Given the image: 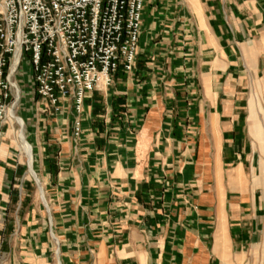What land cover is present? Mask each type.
Returning <instances> with one entry per match:
<instances>
[{
	"label": "crops",
	"instance_id": "crops-1",
	"mask_svg": "<svg viewBox=\"0 0 264 264\" xmlns=\"http://www.w3.org/2000/svg\"><path fill=\"white\" fill-rule=\"evenodd\" d=\"M21 85L0 264H264V0H145L133 70L81 113Z\"/></svg>",
	"mask_w": 264,
	"mask_h": 264
},
{
	"label": "built area",
	"instance_id": "built-area-1",
	"mask_svg": "<svg viewBox=\"0 0 264 264\" xmlns=\"http://www.w3.org/2000/svg\"><path fill=\"white\" fill-rule=\"evenodd\" d=\"M144 6L145 0H0V126L16 120L20 74L56 112L73 99L81 113L87 93L111 86L120 70L131 72Z\"/></svg>",
	"mask_w": 264,
	"mask_h": 264
},
{
	"label": "bare ground",
	"instance_id": "bare-ground-1",
	"mask_svg": "<svg viewBox=\"0 0 264 264\" xmlns=\"http://www.w3.org/2000/svg\"><path fill=\"white\" fill-rule=\"evenodd\" d=\"M11 115H13L16 118L15 111L14 110H11ZM19 122L21 124H23V122L21 121V119L19 120ZM21 141H22V143L24 145V148L23 149H25V152H26L27 156L31 157V155H32L31 149H30V147L28 145V142H27V140H26V138H25V136L23 134L21 135Z\"/></svg>",
	"mask_w": 264,
	"mask_h": 264
},
{
	"label": "rangeland",
	"instance_id": "rangeland-1",
	"mask_svg": "<svg viewBox=\"0 0 264 264\" xmlns=\"http://www.w3.org/2000/svg\"><path fill=\"white\" fill-rule=\"evenodd\" d=\"M25 68L26 69H28V67H26L25 66ZM24 70V68H22V70H21V73H22V71ZM22 75L20 74V82L23 84V80H24V78L23 77H21ZM28 83V82H27ZM30 91H31V88H30ZM32 92V91H31ZM16 109H18V107L16 108ZM20 114V113H19ZM15 116H16V118H17V115L15 114ZM15 118V119H16ZM19 118V117H18ZM13 123L15 122V121H17V119L16 120H11ZM19 122V121H18ZM10 123V122H9ZM18 135H19V133H18ZM21 135H22V133L20 134V140H21ZM18 139H19V137H18ZM24 154H25V152H24ZM25 155H27V154H25Z\"/></svg>",
	"mask_w": 264,
	"mask_h": 264
}]
</instances>
